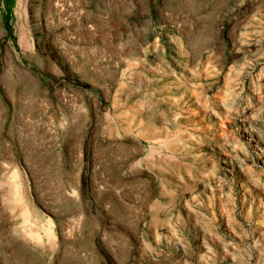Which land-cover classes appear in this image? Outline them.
Masks as SVG:
<instances>
[{
	"label": "rangeland",
	"instance_id": "1",
	"mask_svg": "<svg viewBox=\"0 0 264 264\" xmlns=\"http://www.w3.org/2000/svg\"><path fill=\"white\" fill-rule=\"evenodd\" d=\"M0 264H264V0H0Z\"/></svg>",
	"mask_w": 264,
	"mask_h": 264
}]
</instances>
